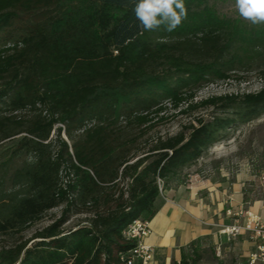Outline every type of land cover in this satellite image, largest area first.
I'll return each instance as SVG.
<instances>
[{"label":"trees","instance_id":"trees-1","mask_svg":"<svg viewBox=\"0 0 264 264\" xmlns=\"http://www.w3.org/2000/svg\"><path fill=\"white\" fill-rule=\"evenodd\" d=\"M208 2L184 0L186 18L169 32L139 27L130 0H0V144L16 139L0 161V234L63 206L31 239L0 248V264H126L135 241L122 230L154 216L160 182L264 115V87L193 102L264 58V23ZM166 104L213 111L147 138ZM71 213L86 216L64 229ZM187 252L172 264H197Z\"/></svg>","mask_w":264,"mask_h":264},{"label":"rangeland","instance_id":"rangeland-1","mask_svg":"<svg viewBox=\"0 0 264 264\" xmlns=\"http://www.w3.org/2000/svg\"><path fill=\"white\" fill-rule=\"evenodd\" d=\"M210 5L217 10L218 14L229 18H239L248 23L249 20L244 19L238 12L235 6V0H209ZM242 78L229 79L225 81H215L201 87L193 102L204 100L211 96H218L224 94H241L247 92H256L264 87V58L256 57L243 72H239ZM166 111L164 112V119L162 121L157 120V124L149 131L148 137H152L156 134L166 135L175 134L180 126L193 120L195 117L207 118L213 110L211 109H199L196 112L181 114L179 109H172L169 104H166ZM185 105L181 107L184 108ZM226 136L213 146H211L205 154L200 158L196 164L186 168L181 173L177 182L189 183L192 177L195 175L207 176L213 175L220 172V170L234 171H245L251 175L252 180L246 182L244 185V191L248 194L250 199H261L264 203V190L261 185L259 177L264 174V115L260 118L253 120L246 124H241L232 127L227 130ZM53 138L55 133L52 132ZM61 137L64 138L63 133ZM16 139L6 141L0 144V161H2L3 152L14 145ZM144 142H139L137 147H146ZM245 169V170H244ZM174 184V182H173ZM161 190L160 194L163 193V185L160 182ZM63 206H58L49 210L40 221L31 224L24 232L20 234L9 233L0 234V248L10 247L15 243L21 242L26 239H31L34 233L41 230L43 227L50 224L53 220L57 219ZM86 214H75L71 213L68 220L64 223L63 228L68 229L74 226L77 222L82 220ZM243 218L241 223L243 224L246 220L245 212L242 214ZM225 233V232H224ZM232 237L231 235H229ZM236 237V236H235ZM241 240H236L238 250L241 247ZM218 248L213 247V243L210 240H202V242L195 248L194 252H187L190 259H196L197 264H217L215 257L219 258ZM221 264H246L247 260L245 257L233 258L229 256L223 258ZM258 264H260L258 262Z\"/></svg>","mask_w":264,"mask_h":264},{"label":"crops","instance_id":"crops-1","mask_svg":"<svg viewBox=\"0 0 264 264\" xmlns=\"http://www.w3.org/2000/svg\"><path fill=\"white\" fill-rule=\"evenodd\" d=\"M251 180L245 171L220 170L213 175H195L189 183L174 182L165 188L155 202L150 232L141 239L153 248L154 263H178L183 249L187 252L191 243L197 241L199 246L202 240L212 241L213 247L221 250L220 263L226 256L231 260L245 257L248 263L258 241L251 240L249 233L230 237L224 231L241 223L243 212L264 221V203L261 199H250L244 191L245 183ZM236 240L242 241L240 250Z\"/></svg>","mask_w":264,"mask_h":264},{"label":"clouds","instance_id":"clouds-1","mask_svg":"<svg viewBox=\"0 0 264 264\" xmlns=\"http://www.w3.org/2000/svg\"><path fill=\"white\" fill-rule=\"evenodd\" d=\"M135 19L145 31L161 26L174 31L186 18L184 0H130ZM239 14L252 24L264 23V0H235Z\"/></svg>","mask_w":264,"mask_h":264},{"label":"built area","instance_id":"built-area-1","mask_svg":"<svg viewBox=\"0 0 264 264\" xmlns=\"http://www.w3.org/2000/svg\"><path fill=\"white\" fill-rule=\"evenodd\" d=\"M264 190V174L259 177ZM160 190L161 187L159 186ZM246 220L243 224L236 223L225 229L227 235L235 237L243 232L249 233L251 240L258 241L255 250L250 253L247 264H264V221L249 212H245ZM150 232L149 221L136 219L122 230L125 240H134L135 246L120 259L126 264H155L153 248L141 242V239Z\"/></svg>","mask_w":264,"mask_h":264}]
</instances>
